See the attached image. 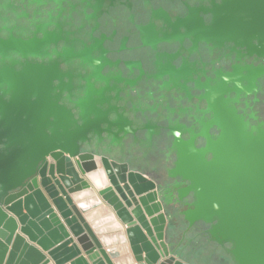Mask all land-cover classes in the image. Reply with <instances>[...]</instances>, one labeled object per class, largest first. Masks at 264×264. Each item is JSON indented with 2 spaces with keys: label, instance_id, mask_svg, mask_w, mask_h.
Instances as JSON below:
<instances>
[{
  "label": "water",
  "instance_id": "95a60500",
  "mask_svg": "<svg viewBox=\"0 0 264 264\" xmlns=\"http://www.w3.org/2000/svg\"><path fill=\"white\" fill-rule=\"evenodd\" d=\"M240 1L264 10V0ZM259 74L204 95L205 145L176 136L168 170L186 182L171 185L175 202L191 196L179 211L187 228L206 224L232 264H264V129L233 106ZM64 90L58 69H0V264H188L169 237L172 193L126 163L81 151L88 132L100 141V120L74 119L59 102Z\"/></svg>",
  "mask_w": 264,
  "mask_h": 264
},
{
  "label": "flooded vegetation",
  "instance_id": "af4514ba",
  "mask_svg": "<svg viewBox=\"0 0 264 264\" xmlns=\"http://www.w3.org/2000/svg\"><path fill=\"white\" fill-rule=\"evenodd\" d=\"M263 24L264 10L240 0H0V69H58L68 86L59 102L79 123L100 120V141L88 132L81 151L126 163L172 193L169 237L178 252L191 228L179 211L191 196L175 202L171 185L186 183L168 175L175 137L203 147L199 132L211 117L204 95L248 86L244 77L258 71L233 106L264 129ZM216 245L230 261L227 245Z\"/></svg>",
  "mask_w": 264,
  "mask_h": 264
},
{
  "label": "trees",
  "instance_id": "16d2710c",
  "mask_svg": "<svg viewBox=\"0 0 264 264\" xmlns=\"http://www.w3.org/2000/svg\"><path fill=\"white\" fill-rule=\"evenodd\" d=\"M205 229L202 222L189 229L187 240L178 250L180 258L188 264H231L217 245L208 239Z\"/></svg>",
  "mask_w": 264,
  "mask_h": 264
},
{
  "label": "bare ground",
  "instance_id": "6f19581e",
  "mask_svg": "<svg viewBox=\"0 0 264 264\" xmlns=\"http://www.w3.org/2000/svg\"><path fill=\"white\" fill-rule=\"evenodd\" d=\"M91 179L93 180V182H94L95 184H100V183H102V180H101V178H100V175H98V174H92V175H91Z\"/></svg>",
  "mask_w": 264,
  "mask_h": 264
},
{
  "label": "crops",
  "instance_id": "0c3cea01",
  "mask_svg": "<svg viewBox=\"0 0 264 264\" xmlns=\"http://www.w3.org/2000/svg\"><path fill=\"white\" fill-rule=\"evenodd\" d=\"M123 228H125V226H123ZM133 264H136V262H134Z\"/></svg>",
  "mask_w": 264,
  "mask_h": 264
},
{
  "label": "rangeland",
  "instance_id": "374dc122",
  "mask_svg": "<svg viewBox=\"0 0 264 264\" xmlns=\"http://www.w3.org/2000/svg\"><path fill=\"white\" fill-rule=\"evenodd\" d=\"M182 223V222H181ZM230 263V262H229Z\"/></svg>",
  "mask_w": 264,
  "mask_h": 264
}]
</instances>
